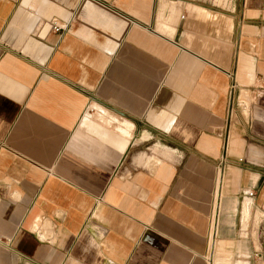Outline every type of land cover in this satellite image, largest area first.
I'll list each match as a JSON object with an SVG mask.
<instances>
[{
  "label": "crops",
  "instance_id": "crops-1",
  "mask_svg": "<svg viewBox=\"0 0 264 264\" xmlns=\"http://www.w3.org/2000/svg\"><path fill=\"white\" fill-rule=\"evenodd\" d=\"M261 263L264 0H0V264Z\"/></svg>",
  "mask_w": 264,
  "mask_h": 264
},
{
  "label": "built area",
  "instance_id": "built-area-1",
  "mask_svg": "<svg viewBox=\"0 0 264 264\" xmlns=\"http://www.w3.org/2000/svg\"><path fill=\"white\" fill-rule=\"evenodd\" d=\"M59 29H60L59 25H57V24L54 22V23H53V26H52V30H53L54 32H58ZM245 194H246L247 196H251V195H252V192H251V191H245ZM261 264H262V263H261Z\"/></svg>",
  "mask_w": 264,
  "mask_h": 264
}]
</instances>
